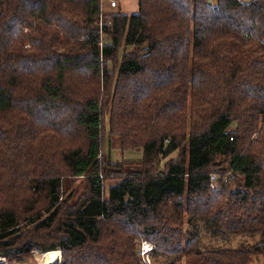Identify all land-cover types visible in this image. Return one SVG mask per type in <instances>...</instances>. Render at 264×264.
<instances>
[{
    "label": "trees",
    "instance_id": "16d2710c",
    "mask_svg": "<svg viewBox=\"0 0 264 264\" xmlns=\"http://www.w3.org/2000/svg\"><path fill=\"white\" fill-rule=\"evenodd\" d=\"M208 1L0 0L1 257L264 264V0Z\"/></svg>",
    "mask_w": 264,
    "mask_h": 264
},
{
    "label": "rangeland",
    "instance_id": "374dc122",
    "mask_svg": "<svg viewBox=\"0 0 264 264\" xmlns=\"http://www.w3.org/2000/svg\"><path fill=\"white\" fill-rule=\"evenodd\" d=\"M241 1H248V0H241ZM119 6L117 4L116 0V6L111 7L110 6V0H102V10L103 13L109 12V11H116L119 10ZM107 120V118H106ZM120 143L121 139L118 136H115V134H110L106 133L105 135V140H104V148L103 152L104 153H110L112 156L113 160L119 159L120 163L122 162L123 165L121 166H132L134 164L133 160L136 158H140L141 155V150H139L138 147H131L130 149H125V150H120ZM170 156L176 157V152L172 153ZM128 160V161H127ZM131 160V161H130ZM118 180V176L116 173L112 172L110 173L109 177L105 179L104 181V190L105 193L107 192V189L109 185L115 183ZM201 244L204 247H213V248H219V247H224V246H232V247H238L242 241L244 242V239H242L239 235H231L227 238H222L212 232H207L205 230L202 231V236H201ZM143 243H146L149 245V251L146 254L148 257V261L145 259V254H142V246ZM154 248V245L143 241L141 242L140 246V256L142 262L146 264H169L170 259L167 257H163L162 255L158 254H153L152 250ZM42 250L39 249H32L28 254L26 255H21L18 258L12 259V260H7L4 257L0 256V264H40L39 260L37 259L38 256H41ZM60 258H61V263H62V255L59 250ZM254 264H262L261 259L256 260Z\"/></svg>",
    "mask_w": 264,
    "mask_h": 264
},
{
    "label": "bare ground",
    "instance_id": "6f19581e",
    "mask_svg": "<svg viewBox=\"0 0 264 264\" xmlns=\"http://www.w3.org/2000/svg\"><path fill=\"white\" fill-rule=\"evenodd\" d=\"M37 259L39 260L40 264H61L59 249L42 253Z\"/></svg>",
    "mask_w": 264,
    "mask_h": 264
},
{
    "label": "crops",
    "instance_id": "0c3cea01",
    "mask_svg": "<svg viewBox=\"0 0 264 264\" xmlns=\"http://www.w3.org/2000/svg\"><path fill=\"white\" fill-rule=\"evenodd\" d=\"M249 1V0H248ZM118 6L124 13L135 12L138 8L137 0H117Z\"/></svg>",
    "mask_w": 264,
    "mask_h": 264
},
{
    "label": "built area",
    "instance_id": "2783aa9c",
    "mask_svg": "<svg viewBox=\"0 0 264 264\" xmlns=\"http://www.w3.org/2000/svg\"><path fill=\"white\" fill-rule=\"evenodd\" d=\"M110 6L111 7H115L116 6V0H110ZM149 249H150L149 245L146 244V243H143L142 254H145V259H146L147 262H149V261H148V257H147L146 254L148 253Z\"/></svg>",
    "mask_w": 264,
    "mask_h": 264
},
{
    "label": "water",
    "instance_id": "95a60500",
    "mask_svg": "<svg viewBox=\"0 0 264 264\" xmlns=\"http://www.w3.org/2000/svg\"><path fill=\"white\" fill-rule=\"evenodd\" d=\"M208 2L210 3V0Z\"/></svg>",
    "mask_w": 264,
    "mask_h": 264
}]
</instances>
